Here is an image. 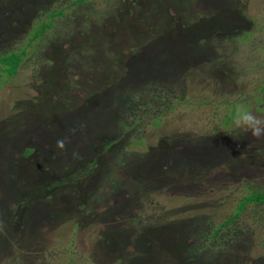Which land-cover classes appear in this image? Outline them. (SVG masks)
<instances>
[{"label": "rangeland", "instance_id": "1", "mask_svg": "<svg viewBox=\"0 0 264 264\" xmlns=\"http://www.w3.org/2000/svg\"><path fill=\"white\" fill-rule=\"evenodd\" d=\"M70 1L0 0V54ZM31 45L0 75V264H264L256 233L204 240L264 190V138L227 121L264 117V0H91Z\"/></svg>", "mask_w": 264, "mask_h": 264}, {"label": "trees", "instance_id": "2", "mask_svg": "<svg viewBox=\"0 0 264 264\" xmlns=\"http://www.w3.org/2000/svg\"><path fill=\"white\" fill-rule=\"evenodd\" d=\"M90 1L91 0L70 1L66 7H62L53 13H49L51 15L49 20L50 23L42 26L39 30L40 32H38L34 36V39L29 41L26 45L22 46L21 50H4V52L0 54V75L7 73L5 75L10 76L11 78L15 77L18 73L20 66L23 63L24 57L27 56V49L31 47V44L35 42L38 38L42 37L46 31L51 29V21H53L54 18H58L63 15L65 9H67L68 7L75 5L78 6L80 4H85ZM156 88L154 90H156ZM263 91L264 90H261V92ZM136 102L137 101L135 98L132 99V106ZM143 118L144 115L139 116V118H137L139 122L137 125L141 123ZM162 120L163 113L160 116L158 115V117L153 120V124L158 125L162 122ZM229 120H232V117H229L227 121ZM134 145L140 147L143 145V142L141 139H139L135 141ZM32 152L33 150L29 149L26 151V155H29ZM201 170L202 169H200V171ZM217 189L219 191L222 189V187L218 186ZM155 194H163L162 189H160L158 193L156 192ZM248 220L249 223H247ZM246 224L247 226H245ZM247 231H250L251 234L256 233L258 235H261L262 232L264 233V190L262 191L260 188H258L256 191L249 192L247 195H242L236 207L233 209L232 214L229 215V217L226 218L223 222L217 225H213L212 228L209 229L208 232H206L205 235L207 238L204 240L208 243V246H212V249H217V251L224 250L223 252H228V250L230 249L228 248V245L234 246V243L236 242L235 240L240 239L242 236H245V232ZM258 235L253 240H255L256 243H258V245H261L260 247H262L264 245V242H260V237ZM69 264L72 263L69 262Z\"/></svg>", "mask_w": 264, "mask_h": 264}, {"label": "clouds", "instance_id": "3", "mask_svg": "<svg viewBox=\"0 0 264 264\" xmlns=\"http://www.w3.org/2000/svg\"><path fill=\"white\" fill-rule=\"evenodd\" d=\"M232 104V123L233 126L241 131L250 133L257 139L264 138V117L257 115L238 97L233 96L229 98ZM67 138L57 141V148L63 150L67 143ZM78 153H73L76 157Z\"/></svg>", "mask_w": 264, "mask_h": 264}]
</instances>
